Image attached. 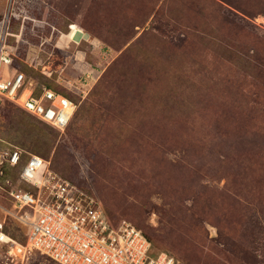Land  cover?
Masks as SVG:
<instances>
[{
  "label": "rangeland",
  "instance_id": "obj_1",
  "mask_svg": "<svg viewBox=\"0 0 264 264\" xmlns=\"http://www.w3.org/2000/svg\"><path fill=\"white\" fill-rule=\"evenodd\" d=\"M0 53V76L76 105L58 131L3 99L0 152L43 157L112 225L149 235L151 258L264 264V0H0ZM16 168L0 219L25 243L5 214ZM0 264L55 263L0 247Z\"/></svg>",
  "mask_w": 264,
  "mask_h": 264
},
{
  "label": "built area",
  "instance_id": "obj_2",
  "mask_svg": "<svg viewBox=\"0 0 264 264\" xmlns=\"http://www.w3.org/2000/svg\"><path fill=\"white\" fill-rule=\"evenodd\" d=\"M10 61L0 55V63ZM3 99L58 131H64L76 108L52 88L35 91L22 72L0 76ZM5 167L19 168L16 184L7 190L14 213L5 214L26 227L25 243H20L0 219V247L11 259L21 260L36 250L55 264H177L163 251L151 258V244L140 230L124 221L112 225L100 204L53 172L43 157L13 146L0 152V174Z\"/></svg>",
  "mask_w": 264,
  "mask_h": 264
},
{
  "label": "trees",
  "instance_id": "obj_3",
  "mask_svg": "<svg viewBox=\"0 0 264 264\" xmlns=\"http://www.w3.org/2000/svg\"><path fill=\"white\" fill-rule=\"evenodd\" d=\"M72 26H74V25H71L70 26V28L72 27ZM48 87V86H47ZM59 92V91H58ZM28 92L26 91L25 92V94H27ZM60 93H62V92H60ZM62 94H64V93H62ZM65 96H67V97H69L70 98V96H68L67 94H64ZM71 99V98H70ZM71 100H73V99H71ZM74 101V100H73ZM25 112V111H24ZM27 113V112H26ZM40 121V120H39ZM42 122V121H41ZM42 123H44V122H42ZM44 124H46V123H44ZM46 125H48V124H46ZM48 126H50V125H48ZM51 128H53L52 126H50ZM55 129V128H54ZM57 130V129H56ZM5 169V168H4ZM9 169H11V168H9ZM16 170H17V174H16V178H17V175H18V172H19V168L17 167L16 168ZM105 211V210H104ZM107 215V214H106ZM138 229V228H137ZM142 231V230H141ZM143 233V232H142ZM143 235L146 237V239L150 242V244H152V242H153V240H152V238L149 236V235H146V234H144L143 233Z\"/></svg>",
  "mask_w": 264,
  "mask_h": 264
},
{
  "label": "crops",
  "instance_id": "obj_4",
  "mask_svg": "<svg viewBox=\"0 0 264 264\" xmlns=\"http://www.w3.org/2000/svg\"><path fill=\"white\" fill-rule=\"evenodd\" d=\"M75 27V26H74ZM76 29V28H75ZM68 38H70V34L68 35Z\"/></svg>",
  "mask_w": 264,
  "mask_h": 264
},
{
  "label": "bare ground",
  "instance_id": "obj_5",
  "mask_svg": "<svg viewBox=\"0 0 264 264\" xmlns=\"http://www.w3.org/2000/svg\"><path fill=\"white\" fill-rule=\"evenodd\" d=\"M27 247H29V244H27Z\"/></svg>",
  "mask_w": 264,
  "mask_h": 264
}]
</instances>
